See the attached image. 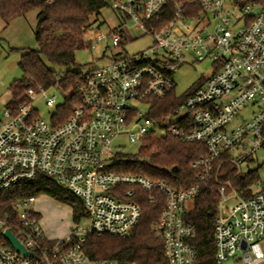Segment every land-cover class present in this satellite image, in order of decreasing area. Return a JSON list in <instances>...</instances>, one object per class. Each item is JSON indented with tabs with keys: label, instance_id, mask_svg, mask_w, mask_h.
Segmentation results:
<instances>
[{
	"label": "built area",
	"instance_id": "obj_1",
	"mask_svg": "<svg viewBox=\"0 0 264 264\" xmlns=\"http://www.w3.org/2000/svg\"><path fill=\"white\" fill-rule=\"evenodd\" d=\"M103 1L116 24L103 20L102 27L87 31L85 40L88 47L109 52L107 63L80 72L78 105L69 117L49 95L55 87L27 89L26 102L17 109L5 107L0 116V193L45 176L81 200L89 224L56 243L46 237L32 209L36 198L19 200L0 216V264H135L91 260L82 245L91 235H130L142 216L143 193L151 204L155 193L166 198L154 227L166 264H196L189 244L196 232L184 217L203 188H215L219 195L215 263L264 264V184L260 179L245 188L248 197L232 184L243 175V164L264 153V3ZM142 38L151 40L150 47L129 54L127 47ZM205 60L212 62L213 73L176 109L171 117L176 122L165 128L148 119L150 100L175 91V72ZM39 102L52 112L50 123L38 117ZM161 128L181 143L205 147L206 154L191 165L198 171L193 185L175 191L165 181L109 170L123 155L117 145L121 138L142 144L147 136L161 139ZM225 164L235 173L222 181ZM7 231L30 255L14 249L4 237Z\"/></svg>",
	"mask_w": 264,
	"mask_h": 264
},
{
	"label": "trees",
	"instance_id": "obj_2",
	"mask_svg": "<svg viewBox=\"0 0 264 264\" xmlns=\"http://www.w3.org/2000/svg\"><path fill=\"white\" fill-rule=\"evenodd\" d=\"M264 3V0H255ZM106 8L103 0H0V19L6 25L17 17H23L33 10H39L35 38L36 50H28L21 56L18 64L22 81L10 86L11 100L8 109H17L26 102L29 88L49 89L55 87L72 91L69 98L57 110L65 109V116L78 105L75 96L80 72L70 69L76 66L78 51L88 47L85 40L87 31L93 26L102 27V10ZM68 68L61 75L57 70ZM201 87V86H199ZM198 87V88H199ZM196 90V89H195ZM195 90L182 97L173 91L164 99H151L147 118L165 127V122L174 115L180 104ZM167 128V127H165ZM206 154L205 147L199 143H181L170 136L161 139L145 137L137 156L119 155L109 170L120 174L140 175L152 181H165L175 191H182L195 183L197 170L192 163ZM235 169L225 164L220 180L232 179ZM260 180L258 171L238 176L232 184L239 193L248 197L245 188ZM48 195L68 203L85 216L82 202L54 180L39 175L36 180L20 184L9 191L0 193V216L9 212L14 203L29 197ZM156 203H150V195H141L142 216L137 227L125 237L88 236L82 245L85 255L91 260H117L135 264H166L163 244L155 236L154 227L160 220L166 206L165 195H154ZM219 202L215 188H203L193 207L185 215V221L194 227L195 236L189 244L196 253V264H216L214 223ZM76 213V211H75Z\"/></svg>",
	"mask_w": 264,
	"mask_h": 264
},
{
	"label": "rangeland",
	"instance_id": "obj_3",
	"mask_svg": "<svg viewBox=\"0 0 264 264\" xmlns=\"http://www.w3.org/2000/svg\"><path fill=\"white\" fill-rule=\"evenodd\" d=\"M38 13L39 10H33L23 17L14 18L8 25L0 19V116H2L6 104L11 100L10 86L14 82L22 81V73L18 66L21 56L28 50L38 48L35 38ZM101 17L108 23L116 24L115 14L110 9L104 8ZM102 32L106 33L107 29H102ZM88 38L91 39V35ZM150 44L151 40L149 38H142L128 46L127 51L129 54H135L150 47ZM108 56L109 52L103 46L95 49L86 47L76 53V66L70 70L72 72H84L89 69L100 68L107 63L105 57ZM54 69L61 75L68 70V68L59 69L57 67H54ZM212 73V62L209 60L189 62L183 65L173 75L176 95L182 97L204 85ZM71 94L72 91L61 89H52L49 92L50 96H56L57 104H64L66 99L71 97ZM36 109L38 117L49 123L51 122L52 112L45 107L43 102L37 103ZM175 122L176 118L173 117L165 122V127L168 128ZM166 134L165 128L157 129V137L164 138ZM117 145L124 156H137L141 148V143L133 144L126 138H121ZM250 171H258L261 179L260 184H264V153H258L254 161L242 165L241 172L243 175ZM32 209L38 215L46 237L56 243L62 242L71 236L77 228H87L89 224L88 219L81 214V211L48 195L36 197Z\"/></svg>",
	"mask_w": 264,
	"mask_h": 264
},
{
	"label": "water",
	"instance_id": "obj_4",
	"mask_svg": "<svg viewBox=\"0 0 264 264\" xmlns=\"http://www.w3.org/2000/svg\"><path fill=\"white\" fill-rule=\"evenodd\" d=\"M4 237H5V238L11 243V245L14 247V249H15L17 252H19V253H21V254H23V255H26V256L30 255V254H28V253L26 252V250L20 245V243L17 241V239L14 237V235H13L12 233H10V232L7 231V232L4 234ZM242 247H243V249H245V243H243Z\"/></svg>",
	"mask_w": 264,
	"mask_h": 264
}]
</instances>
